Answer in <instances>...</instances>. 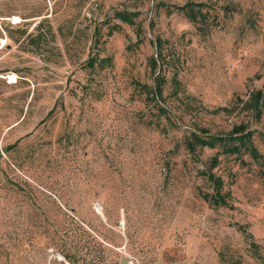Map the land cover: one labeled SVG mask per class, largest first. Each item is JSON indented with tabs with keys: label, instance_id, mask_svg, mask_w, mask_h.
Instances as JSON below:
<instances>
[{
	"label": "rangeland",
	"instance_id": "obj_1",
	"mask_svg": "<svg viewBox=\"0 0 264 264\" xmlns=\"http://www.w3.org/2000/svg\"><path fill=\"white\" fill-rule=\"evenodd\" d=\"M260 89L264 0H0V264H264V159L185 148L248 123L264 155L238 106Z\"/></svg>",
	"mask_w": 264,
	"mask_h": 264
},
{
	"label": "trees",
	"instance_id": "obj_2",
	"mask_svg": "<svg viewBox=\"0 0 264 264\" xmlns=\"http://www.w3.org/2000/svg\"><path fill=\"white\" fill-rule=\"evenodd\" d=\"M162 5L163 3H159ZM200 6V5H199ZM191 4L185 5L183 7H178L179 11H187L189 14V19L191 22L198 24L204 20L205 15L202 13V9L198 10V14L194 9H191ZM138 16V13H131L128 11L116 12L114 18L126 23L130 26L136 27L137 23L135 18ZM119 29L118 25H113L110 27L108 36H112L114 32ZM142 31L141 26H137L138 35ZM25 33L22 34L24 36ZM98 37V34H96ZM98 39V38H97ZM96 39V40H97ZM99 40V39H98ZM155 46L157 49V57L153 56L150 59L149 66L151 70L157 74L155 82L156 85L154 89H151L148 85H143L144 89L150 90L152 94H154V98L159 100H164V91L165 84L168 83L167 76L164 74L163 65H168V60L166 59L165 52V41L158 37L155 40ZM108 62L112 64V59L104 58L100 59L99 55H93L89 58L87 66L90 69L96 68H104V64ZM177 77H173L171 79V83L173 85H179ZM192 100L189 97L188 102ZM240 104V112L246 113L250 116L252 122H259L264 115V89L255 90L251 92L248 96V99L242 100L238 99ZM219 112H230L228 108H219L214 111V113ZM257 133L256 130L250 128L248 123H241L233 127V129L227 135L216 134L213 135L209 133L206 129L202 130L200 133L193 132L191 133L185 141V148L187 151L193 155H196L199 150L204 148L216 149L221 148V151L218 154H227V155H235V154H249L252 159L258 161L260 159H264V155H262L258 149V147L254 143V136ZM262 140L264 142V135H262ZM219 159L215 156L211 161L210 172L207 174V177L210 181L213 182L215 193L214 194H205V201L209 202L214 206H228L229 199L231 197V193H224V180L222 177H217L213 170L218 166ZM248 236V235H247Z\"/></svg>",
	"mask_w": 264,
	"mask_h": 264
},
{
	"label": "built area",
	"instance_id": "obj_3",
	"mask_svg": "<svg viewBox=\"0 0 264 264\" xmlns=\"http://www.w3.org/2000/svg\"><path fill=\"white\" fill-rule=\"evenodd\" d=\"M12 23L15 24L16 22H14V20H13Z\"/></svg>",
	"mask_w": 264,
	"mask_h": 264
}]
</instances>
